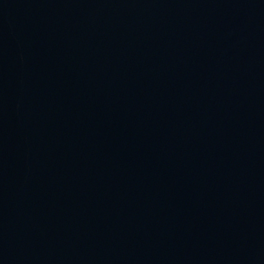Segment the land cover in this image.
Segmentation results:
<instances>
[{"label":"water","instance_id":"water-1","mask_svg":"<svg viewBox=\"0 0 264 264\" xmlns=\"http://www.w3.org/2000/svg\"><path fill=\"white\" fill-rule=\"evenodd\" d=\"M0 264H264V0H0Z\"/></svg>","mask_w":264,"mask_h":264}]
</instances>
